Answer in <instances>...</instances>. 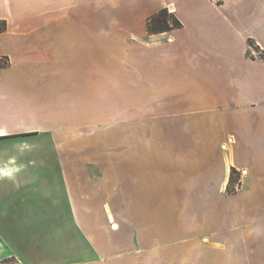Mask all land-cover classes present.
Returning <instances> with one entry per match:
<instances>
[{"label":"crops","instance_id":"obj_1","mask_svg":"<svg viewBox=\"0 0 264 264\" xmlns=\"http://www.w3.org/2000/svg\"><path fill=\"white\" fill-rule=\"evenodd\" d=\"M162 8L181 25L150 33ZM0 19V260L264 264V0H0ZM129 100L152 134L126 164L59 133Z\"/></svg>","mask_w":264,"mask_h":264},{"label":"rangeland","instance_id":"obj_2","mask_svg":"<svg viewBox=\"0 0 264 264\" xmlns=\"http://www.w3.org/2000/svg\"><path fill=\"white\" fill-rule=\"evenodd\" d=\"M3 61L4 60L0 59V63ZM95 102L96 104L100 103V100L97 99ZM111 103L114 104V102L111 101H107L104 104L111 105ZM131 104V100L124 103V109L129 111L124 113L102 111L108 107L100 108L99 106L93 105V110L90 113L79 112L81 113V115H79V113L76 112V117L70 116L61 121L59 133L66 136L71 134L80 136L81 140L84 139L88 142L89 149L93 153L103 152L104 150L101 149V145L106 144L109 146L108 152L111 155L115 152L118 153L117 155L120 154V164H126V154L130 152V144L133 143L137 146H144L146 139L149 137L148 134H152L146 129L147 121H149L148 116L146 114L139 115L130 112ZM63 124L66 125L64 126ZM115 142L118 144H115ZM118 145L120 146L118 147ZM115 147L118 148V150H116ZM134 148H136V146ZM236 176H238V174L234 173L232 177L236 179ZM0 264L16 263L13 261L12 257H7L0 260Z\"/></svg>","mask_w":264,"mask_h":264},{"label":"trees","instance_id":"obj_3","mask_svg":"<svg viewBox=\"0 0 264 264\" xmlns=\"http://www.w3.org/2000/svg\"><path fill=\"white\" fill-rule=\"evenodd\" d=\"M180 25V21L167 8H162L157 13L149 16L147 20V28L150 33H159L169 29L177 28ZM4 30H6V21L0 19V32ZM0 65H3V63H0ZM234 173H236V170L232 168L229 183L234 180V178L232 177L234 176ZM12 259L16 264H18L13 257Z\"/></svg>","mask_w":264,"mask_h":264},{"label":"built area","instance_id":"obj_4","mask_svg":"<svg viewBox=\"0 0 264 264\" xmlns=\"http://www.w3.org/2000/svg\"><path fill=\"white\" fill-rule=\"evenodd\" d=\"M251 50L253 51L254 54H257V53L259 54V50H256L253 47H251Z\"/></svg>","mask_w":264,"mask_h":264}]
</instances>
